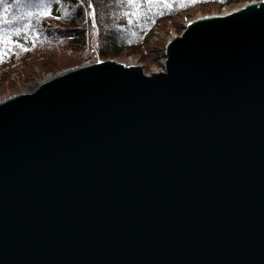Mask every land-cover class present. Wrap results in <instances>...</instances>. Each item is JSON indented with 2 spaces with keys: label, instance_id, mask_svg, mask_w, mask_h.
Returning <instances> with one entry per match:
<instances>
[{
  "label": "water",
  "instance_id": "obj_1",
  "mask_svg": "<svg viewBox=\"0 0 264 264\" xmlns=\"http://www.w3.org/2000/svg\"><path fill=\"white\" fill-rule=\"evenodd\" d=\"M164 55L0 100V264H264V0Z\"/></svg>",
  "mask_w": 264,
  "mask_h": 264
},
{
  "label": "trees",
  "instance_id": "obj_2",
  "mask_svg": "<svg viewBox=\"0 0 264 264\" xmlns=\"http://www.w3.org/2000/svg\"><path fill=\"white\" fill-rule=\"evenodd\" d=\"M241 1L245 0H168L167 4L164 0L134 4L127 0H84L83 3L81 0H59L58 3L56 0H4L0 3V12L6 13L0 17V74L10 61L14 63L32 52H46L68 43L84 46L89 28L97 31L93 42L101 55L118 56L124 50L137 53L162 20L196 6H225ZM87 7L94 15L86 11ZM46 10L51 15H41ZM4 19L12 22L6 24ZM18 29L23 30L19 36L15 34ZM3 37L17 43H7Z\"/></svg>",
  "mask_w": 264,
  "mask_h": 264
},
{
  "label": "rangeland",
  "instance_id": "obj_3",
  "mask_svg": "<svg viewBox=\"0 0 264 264\" xmlns=\"http://www.w3.org/2000/svg\"><path fill=\"white\" fill-rule=\"evenodd\" d=\"M245 0L237 3L220 6L217 4H208L196 6L190 10L179 13L177 16L162 20L150 33L145 45L137 52L124 50L118 56H103L100 50L94 46L97 38V31L89 28L87 30L86 44L83 46H74L71 44H61L56 48L46 52H32L31 55L21 56L15 62H9L5 71L0 74V100L15 93L33 89L40 81L50 75L69 67L80 65L97 56L99 59H116L130 63L140 64L146 73L163 69L165 59V47L167 41L174 35L183 32L187 22L206 15L227 13L246 4ZM88 13L93 10L86 8ZM76 60V64H71ZM1 73V71H0Z\"/></svg>",
  "mask_w": 264,
  "mask_h": 264
},
{
  "label": "snow or ice",
  "instance_id": "obj_4",
  "mask_svg": "<svg viewBox=\"0 0 264 264\" xmlns=\"http://www.w3.org/2000/svg\"><path fill=\"white\" fill-rule=\"evenodd\" d=\"M3 2H4V0H0V3H3ZM56 2L58 3L59 0H56ZM83 2H84V0H81V3H83ZM127 2H128L129 4H134V3L151 2V0H127ZM164 2L167 4V3H168V0H164ZM88 6H89L90 8L92 7V5H91L90 2H89V5H88ZM168 6L170 7L171 5H168ZM5 15H6L5 12H0V17H3V16H5ZM29 15H32V13H29ZM41 15H43V16H49V15H51V11H50V10H46V11L42 12ZM91 15H94V13H91ZM18 18L22 19L23 17H18ZM3 22L7 24V23H11L12 21L7 20V19H4ZM22 31H23L22 29L15 30V34H16L17 36H19V35H21ZM3 39H4L7 43H17V41L9 40L7 37H3ZM0 59H2V56H0Z\"/></svg>",
  "mask_w": 264,
  "mask_h": 264
},
{
  "label": "bare ground",
  "instance_id": "obj_5",
  "mask_svg": "<svg viewBox=\"0 0 264 264\" xmlns=\"http://www.w3.org/2000/svg\"><path fill=\"white\" fill-rule=\"evenodd\" d=\"M255 1V0H254ZM257 1V0H256ZM248 2H250V1H248ZM93 59H95V57L93 58ZM92 62H95V61H93V60H88V61H86L84 64H89V63H92ZM130 62H132V61H129V62H126V63H130Z\"/></svg>",
  "mask_w": 264,
  "mask_h": 264
},
{
  "label": "built area",
  "instance_id": "obj_6",
  "mask_svg": "<svg viewBox=\"0 0 264 264\" xmlns=\"http://www.w3.org/2000/svg\"><path fill=\"white\" fill-rule=\"evenodd\" d=\"M95 57V56H94Z\"/></svg>",
  "mask_w": 264,
  "mask_h": 264
}]
</instances>
